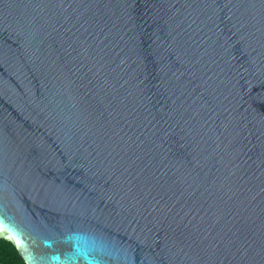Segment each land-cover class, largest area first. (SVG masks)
<instances>
[{
  "label": "water",
  "instance_id": "obj_1",
  "mask_svg": "<svg viewBox=\"0 0 264 264\" xmlns=\"http://www.w3.org/2000/svg\"><path fill=\"white\" fill-rule=\"evenodd\" d=\"M0 239L264 264V0H0Z\"/></svg>",
  "mask_w": 264,
  "mask_h": 264
},
{
  "label": "trees",
  "instance_id": "obj_2",
  "mask_svg": "<svg viewBox=\"0 0 264 264\" xmlns=\"http://www.w3.org/2000/svg\"><path fill=\"white\" fill-rule=\"evenodd\" d=\"M0 264H24L13 245L0 239Z\"/></svg>",
  "mask_w": 264,
  "mask_h": 264
}]
</instances>
